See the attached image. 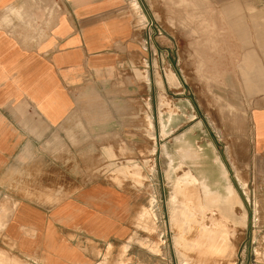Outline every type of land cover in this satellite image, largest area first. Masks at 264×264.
Returning a JSON list of instances; mask_svg holds the SVG:
<instances>
[{"label": "rangeland", "instance_id": "1", "mask_svg": "<svg viewBox=\"0 0 264 264\" xmlns=\"http://www.w3.org/2000/svg\"><path fill=\"white\" fill-rule=\"evenodd\" d=\"M139 1L158 38L157 78L144 68L125 101L111 102L122 134L114 126L96 148L77 150L80 124L37 132L31 150L0 167V264H27L1 240L19 198L55 204L71 179L131 198L129 239L97 250L98 264H264V152L251 121L264 108V0ZM187 142L203 149L214 180L199 179ZM215 185L231 220L213 201L197 205L217 195Z\"/></svg>", "mask_w": 264, "mask_h": 264}, {"label": "crops", "instance_id": "2", "mask_svg": "<svg viewBox=\"0 0 264 264\" xmlns=\"http://www.w3.org/2000/svg\"><path fill=\"white\" fill-rule=\"evenodd\" d=\"M50 2L0 0V167L17 150H31L33 134L76 123L73 149L96 148V138L118 124L111 102L125 101L144 68L156 78L160 71L158 38L139 0ZM251 121L254 147L264 152V108ZM67 182L69 195L59 202L19 198L3 223L1 240L27 264H98L97 250L131 232L124 191Z\"/></svg>", "mask_w": 264, "mask_h": 264}, {"label": "bare ground", "instance_id": "3", "mask_svg": "<svg viewBox=\"0 0 264 264\" xmlns=\"http://www.w3.org/2000/svg\"><path fill=\"white\" fill-rule=\"evenodd\" d=\"M187 143H183V146H185L187 144V148H189V150L186 151L185 157H186V160L188 158V160H190V159H191L190 161L194 160L198 164L197 174H198V176H200L199 179H201V176H202V177H210V179L212 178L211 180H214V177H212V174L210 173V169H209L210 168V166H209L210 163H207L208 158H206L207 156L205 157L203 149L202 148H200V149L195 148V146H194V148H192L191 147L192 143L191 142L190 143L187 142ZM182 158H184V157H182ZM209 162H210V160H209ZM202 164H208V166H205V168L203 169L200 166ZM189 176H191V175H189L188 171H187V174H184L182 177H183L184 180H187V183L188 182L192 183V181H194V180L191 179L192 177L190 179H188ZM221 176H223V175H221ZM222 178L223 177H221V179ZM181 180H182V178H181ZM184 180H182V181H184ZM215 188H217V195L215 197H207V199L205 197L202 200V205H200L199 203H197V205L199 206L200 209H202V207H204V203L206 204L209 201L210 202L213 201L212 203L219 209V212L222 214L223 218L227 219V220H231V212H232V210L230 211L231 203H230V201H229V199H228V197L226 195V192L224 191V189L222 187L220 188V190H218L219 186L217 187L215 185ZM9 264H17V263L10 262Z\"/></svg>", "mask_w": 264, "mask_h": 264}]
</instances>
